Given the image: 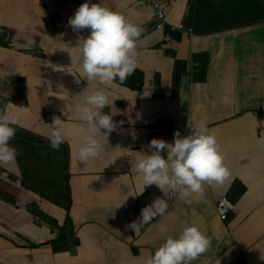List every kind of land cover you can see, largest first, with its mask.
Masks as SVG:
<instances>
[{
	"label": "crops",
	"instance_id": "0c3cea01",
	"mask_svg": "<svg viewBox=\"0 0 264 264\" xmlns=\"http://www.w3.org/2000/svg\"><path fill=\"white\" fill-rule=\"evenodd\" d=\"M237 1L162 0L169 23L195 31L170 41L144 0H89L143 29L135 71L104 86L78 71V39L89 30L74 32L68 20L85 0H0V82L9 95L0 111L15 120L10 144L30 199L0 221V264H144L165 238L161 225L176 237L193 224L211 244L192 264H264V14L239 17ZM97 87L106 88L104 112L117 127L100 134L104 152L86 166L72 135L81 123L75 106ZM54 115L66 125L58 150L48 139ZM200 121L215 132L230 175L190 205L155 184L143 189L132 161L150 154L153 138L172 143L175 131L187 135ZM157 197L169 205L163 216L138 233L126 227ZM221 197L234 204L226 221L216 211Z\"/></svg>",
	"mask_w": 264,
	"mask_h": 264
},
{
	"label": "clouds",
	"instance_id": "9594fccd",
	"mask_svg": "<svg viewBox=\"0 0 264 264\" xmlns=\"http://www.w3.org/2000/svg\"><path fill=\"white\" fill-rule=\"evenodd\" d=\"M68 24L74 32L89 30L86 37L78 39V71L87 81L111 86L117 79L123 83L135 71L137 40L143 29L122 13L101 3L85 0L69 17ZM107 106L108 92L106 88L100 87L85 94L75 106L81 123L72 128V135L79 138L77 157L86 166L104 152L100 134L108 137L117 127L112 119L114 114L104 112ZM14 124L10 112L0 111V165L10 164L19 155L18 149L10 144L16 135ZM188 127L190 133L182 136L177 130L172 143L153 138L147 145L150 154L141 152L132 161V168L142 175L143 189L155 184L165 196L176 198L178 194L190 205L194 194L202 195L205 185L222 184L230 175V170L216 134L206 122L200 121L195 125L189 123ZM50 129V146L58 150L66 138L64 119L54 115ZM165 150L166 156L163 154ZM168 207L167 200L157 197L141 209L139 222L133 221L126 227L138 233L153 218L163 216ZM160 233L165 237L163 242L156 247L154 254L146 258L144 264H192V261L208 251L211 244L206 233L195 224L185 226L176 237L166 235L167 228L163 225L160 226Z\"/></svg>",
	"mask_w": 264,
	"mask_h": 264
},
{
	"label": "water",
	"instance_id": "95a60500",
	"mask_svg": "<svg viewBox=\"0 0 264 264\" xmlns=\"http://www.w3.org/2000/svg\"><path fill=\"white\" fill-rule=\"evenodd\" d=\"M0 70L2 69L0 68ZM11 79L16 80L17 78L16 76H12ZM6 87L12 89L15 88V85L11 86L9 82H7ZM7 94L4 83L0 82V104L6 102L5 99L9 97ZM25 189L27 188L23 185V176L20 170V157L18 155L10 164L0 165V221L7 222L5 213L10 212L7 207L11 206L21 209L27 206L30 199L26 197L28 192ZM20 190H22L25 195L16 197V194H18Z\"/></svg>",
	"mask_w": 264,
	"mask_h": 264
},
{
	"label": "built area",
	"instance_id": "2783aa9c",
	"mask_svg": "<svg viewBox=\"0 0 264 264\" xmlns=\"http://www.w3.org/2000/svg\"><path fill=\"white\" fill-rule=\"evenodd\" d=\"M144 2L146 4L147 9L156 18L157 28L165 32V37L168 40L172 41L175 39L176 35L183 33L188 34L190 38L195 36L194 35L195 31L192 27H187L185 24L176 25L173 23H169L167 21V13H166V9L162 4V0H144ZM121 103H123V101H121ZM153 131L160 132L161 129L158 127H153ZM134 139L138 142L140 138L138 136H135ZM128 158L131 159L132 157L129 156ZM233 210H234V204L229 199H227L226 197H221L217 199L216 211L222 221H226L228 219L229 214Z\"/></svg>",
	"mask_w": 264,
	"mask_h": 264
},
{
	"label": "trees",
	"instance_id": "16d2710c",
	"mask_svg": "<svg viewBox=\"0 0 264 264\" xmlns=\"http://www.w3.org/2000/svg\"><path fill=\"white\" fill-rule=\"evenodd\" d=\"M253 1V2H251ZM262 1V0H261ZM260 0H238L237 4H232L235 8V12L236 15L241 17L243 16L245 18L246 16H250L251 13H258V10L261 8V12H259L258 14H264V2H261ZM260 3V4H259ZM248 22H254V20L252 21H248ZM246 23V21L244 20H237L235 21L236 25H241ZM177 36V35H176ZM175 36V38H176Z\"/></svg>",
	"mask_w": 264,
	"mask_h": 264
}]
</instances>
